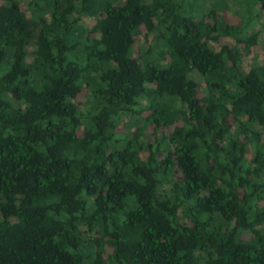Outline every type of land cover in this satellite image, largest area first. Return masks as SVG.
Listing matches in <instances>:
<instances>
[{
	"label": "trees",
	"instance_id": "16d2710c",
	"mask_svg": "<svg viewBox=\"0 0 264 264\" xmlns=\"http://www.w3.org/2000/svg\"><path fill=\"white\" fill-rule=\"evenodd\" d=\"M262 11L0 0V264H264Z\"/></svg>",
	"mask_w": 264,
	"mask_h": 264
},
{
	"label": "rangeland",
	"instance_id": "374dc122",
	"mask_svg": "<svg viewBox=\"0 0 264 264\" xmlns=\"http://www.w3.org/2000/svg\"><path fill=\"white\" fill-rule=\"evenodd\" d=\"M216 15L222 18L228 24H235L239 21H242V12H231L228 9L218 10L216 11ZM84 24H90L92 19L89 17H84L82 19ZM245 35L256 34L255 43L248 46V52L242 55V64L245 70L248 69L251 63H261L263 57V49H262V41L264 39V12H260V15L256 18L255 23L249 27L244 29ZM221 41H229L234 44V40L230 37L222 36L220 38ZM151 43V34L146 33L144 29L140 28V32L134 36V41L132 43V55L136 56L142 51L143 46H147V44ZM242 43H237L238 46H241ZM217 47V46H216ZM84 97L81 95L78 99H76L77 103H82ZM81 106V105H80ZM145 111L143 112L144 115ZM181 124L179 120L173 122L171 126H169V131L173 129V127H178ZM148 132V130H147Z\"/></svg>",
	"mask_w": 264,
	"mask_h": 264
}]
</instances>
